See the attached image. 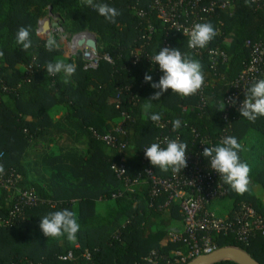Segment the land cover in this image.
<instances>
[{
	"label": "trees",
	"instance_id": "16d2710c",
	"mask_svg": "<svg viewBox=\"0 0 264 264\" xmlns=\"http://www.w3.org/2000/svg\"><path fill=\"white\" fill-rule=\"evenodd\" d=\"M159 1L166 4V0H94L120 11L116 22L110 23L94 9L81 6L80 0H0V51L4 54L0 59V166L4 171L0 176L19 175V190L32 192L38 200L36 206L27 207L13 192L0 188V264H139L152 251L167 256L172 251L187 253L185 245L167 241L168 233L182 225L178 207L171 202L165 206L167 194L149 198L152 186L144 170L149 168L163 179L174 173L151 165L143 149L161 135H179L188 153L200 154L202 140L215 141L227 128L222 119L225 109H217V102L234 93L233 84L250 61L247 43H264V0L250 6L245 0H228L231 9L210 15L198 8L189 15L195 0H175L189 16H178L180 25H189L197 15L200 23L210 22L216 30L205 49H195L198 54L188 48L187 38L158 19L155 4ZM208 3L203 0L199 5ZM48 10L68 33H92L98 52L107 54L112 63L101 60L97 70L84 71L79 55L71 60L64 58L60 47L47 51V37H38L36 27ZM21 27L31 33L33 47L28 51L15 43ZM164 40L171 49L201 62L204 84L201 97L200 91L182 98L169 89L152 101L150 114L160 113L159 122L168 123L161 130L142 108L158 91L144 82V75L158 82L163 74L150 57L160 51ZM214 49L227 55L225 63L209 55ZM57 60L77 65L68 83L63 73L51 76L46 71L47 64ZM260 67L264 73V59ZM57 107L63 113L54 123L51 112ZM177 118L182 125L174 131L172 121ZM229 124V136L243 146L239 156L250 166L253 184L241 195L221 179L227 196L220 201H231L228 216L247 204L264 217V117L253 123L231 110ZM106 136L113 137L112 146L102 140ZM61 140L68 145H60ZM38 142L45 146L55 142V148L37 152ZM78 145L84 146V153ZM121 161L127 181L111 170ZM102 201L110 205L98 213L95 206ZM15 209L20 210L19 217ZM62 209L74 211L80 224L75 242L66 236L47 238L39 227L41 217ZM214 242L217 249L238 248L264 264L260 234L248 244L230 235H217ZM69 252L75 260L61 261Z\"/></svg>",
	"mask_w": 264,
	"mask_h": 264
},
{
	"label": "built area",
	"instance_id": "2783aa9c",
	"mask_svg": "<svg viewBox=\"0 0 264 264\" xmlns=\"http://www.w3.org/2000/svg\"><path fill=\"white\" fill-rule=\"evenodd\" d=\"M208 1V5L200 6L203 0H195L191 4V11L189 15H194L193 10L198 8V12L205 15L213 14L216 10H229L231 4L228 0L217 2L213 0ZM256 2V0H254ZM155 9L157 10L158 19L169 29L180 33L188 40V31L195 23H200L197 15L192 23L187 26L180 25L177 22V17L184 16L188 18L187 10L183 9L180 1L166 0V4L156 2ZM142 15V14H140ZM49 21L50 28L46 30L44 24ZM52 24L54 25L52 27ZM149 33L152 32L151 27L147 28ZM36 34L38 37H47L52 34L56 37L59 47L63 50L66 59H73L74 56L79 55L82 62V69L84 71L97 70L101 60L112 63L111 58L107 54H100L98 48L94 50L87 45L88 42H95L96 37L89 32H80L76 34H66L64 28L60 25L58 16L53 15L49 10L46 16L38 21L36 27ZM146 38L148 37L145 36ZM143 37V39L145 38ZM250 49V61L245 65L239 74L238 78L233 84L234 93L223 99L225 102V111L222 119L227 123V128L223 129L222 134L215 141L202 140L200 146L213 147L218 145L225 137L229 136V112L231 110L238 111L240 103L243 101L245 94L252 84L264 78V73L261 70V64L264 59V43H247ZM168 47L171 49L170 43L164 40L162 48ZM195 53H200L193 49ZM209 55L217 58L221 63L227 61V55L220 52L218 49L209 50ZM202 95L201 91L198 94ZM235 99V104L230 103ZM201 100V99H200ZM123 117L128 119L126 114ZM121 125L119 124V127ZM155 127L159 129L168 128V123L156 122ZM119 134H124L120 128L115 130ZM107 146L114 144L112 136L102 138ZM167 140H178L179 135L174 137L168 135H161L155 143H161L162 147H166ZM145 151V149H143ZM203 153V152H202ZM200 154H187V167L181 173H174L169 178H158L152 170L146 168L145 175L149 178L151 183V190L149 198L151 200L157 199L161 194L168 195V201L165 204L174 203L180 212L182 218V225L180 231L169 232L167 241L172 244H182L188 248L186 254L180 251H172L170 256L164 255L159 251H152L147 256L143 257L139 264H185L193 259L201 256H207L217 250L214 239L217 235L232 236L237 242L241 244H248L250 239L256 234L264 236V217L257 214V212L249 205L242 204L240 208L232 214V216L219 217L214 214L211 207L215 202L220 201L227 196V189L223 184L220 176L210 168L209 161ZM115 167H114V166ZM111 170L114 172L119 180L127 181L126 166L123 161L120 164H113ZM20 180L19 175L11 174L7 178L0 176V188L4 191L13 192L18 199L27 207H34L38 204L36 196L32 192H24L17 187ZM164 206V207H165ZM20 210L15 209L14 215H20ZM171 256L174 259L171 260ZM87 260L90 259L88 253L85 254ZM61 261L72 262L75 260L73 254L69 252L64 257H60Z\"/></svg>",
	"mask_w": 264,
	"mask_h": 264
},
{
	"label": "clouds",
	"instance_id": "9594fccd",
	"mask_svg": "<svg viewBox=\"0 0 264 264\" xmlns=\"http://www.w3.org/2000/svg\"><path fill=\"white\" fill-rule=\"evenodd\" d=\"M254 0H245L246 6H250ZM81 6H87L98 12L108 22L115 23L116 17L121 13L115 7L106 3H96L94 0H80ZM188 48L205 49L216 36V30L210 22L195 23L188 31ZM15 43L22 47L23 51H28L33 47L31 33L28 28L18 29L15 37ZM59 47L54 35H47L45 49L49 52ZM3 51H0V59L3 58ZM153 65H158L163 73L158 82H154L149 74L144 75V82L149 83L153 89H158L146 101L143 108V114L152 122H159L162 119L160 113H151L152 101H157L169 89L182 98L196 95L204 84V72L201 62L186 56L181 51L161 48L158 53L150 57ZM49 75L55 76L59 73L64 74V83L76 73L77 65L75 63H65L62 60L49 62L46 66ZM235 99L230 103L235 104ZM225 102L221 99L217 102V109L223 111ZM241 116L250 122H255L259 117H264V78L255 81L248 89L243 101L238 109ZM182 121L177 118L172 121L173 130H178ZM166 147L161 143H152L145 149V157L151 165L159 168L163 172L181 173L187 167L188 146L186 143L178 140H167ZM242 144L234 136L225 137L218 145L205 147L202 155L209 161L210 168L219 174L224 183L228 184L237 194H244L248 191L250 183V166L241 161L239 153L243 151ZM114 166V165H113ZM115 167V166H114ZM4 171L0 166V173ZM40 229L47 238L65 237L69 242H75L77 233L80 230V224L74 211L62 209L50 212L40 218Z\"/></svg>",
	"mask_w": 264,
	"mask_h": 264
},
{
	"label": "water",
	"instance_id": "95a60500",
	"mask_svg": "<svg viewBox=\"0 0 264 264\" xmlns=\"http://www.w3.org/2000/svg\"><path fill=\"white\" fill-rule=\"evenodd\" d=\"M54 25L52 24V27ZM44 28L49 30L50 23L46 21L44 24ZM87 45L94 50L97 49V45L95 42H88ZM220 262H230L233 264H258L253 258H251L244 251L234 248H220L207 256H201L199 258L191 260L187 264H217Z\"/></svg>",
	"mask_w": 264,
	"mask_h": 264
},
{
	"label": "crops",
	"instance_id": "0c3cea01",
	"mask_svg": "<svg viewBox=\"0 0 264 264\" xmlns=\"http://www.w3.org/2000/svg\"><path fill=\"white\" fill-rule=\"evenodd\" d=\"M62 109L60 107L55 108L52 112H51V118L53 120L54 123H56L61 117H62ZM61 143H63L64 145H68V143H66L65 141H60ZM55 144V142L53 143H48L47 146H45V144L43 142H38L35 145V150L38 152L40 151L42 148H48L53 149V145ZM38 147H40L38 149ZM82 153H84V146L78 145L76 146ZM37 148V149H36ZM45 174V172H43ZM110 205V203L102 201V202H97L96 206H95V211L98 213H104L105 210L108 208V206ZM215 205V204H214ZM228 208V206H227ZM212 211L214 212L215 215L219 216V217H226L228 216V210L227 212L224 214V209H226V204H222L221 201H219V203H217L214 207H211ZM181 229V225H178V231H180Z\"/></svg>",
	"mask_w": 264,
	"mask_h": 264
},
{
	"label": "rangeland",
	"instance_id": "374dc122",
	"mask_svg": "<svg viewBox=\"0 0 264 264\" xmlns=\"http://www.w3.org/2000/svg\"><path fill=\"white\" fill-rule=\"evenodd\" d=\"M66 34H70V33H68L67 31H66ZM64 58H65V56H64ZM60 145H64L63 143H60ZM54 146V145H53ZM49 147L50 146H48V149H49ZM34 148H35V146H34ZM40 147H38V149H39ZM53 148H55V146L53 147ZM57 148V147H56ZM37 149V148H36ZM39 152V151H38ZM253 184V182L250 180V183H249V185H248V188H250L251 187V185ZM217 203H219V201H217V202H215L214 204L216 205ZM222 203V202H221ZM230 203H231V201L230 200H225V201H223V203L222 204H226V209H224V214L227 212V210L229 211V209H231V206H230ZM215 205H213L212 207H214ZM227 206H228V208H227Z\"/></svg>",
	"mask_w": 264,
	"mask_h": 264
}]
</instances>
